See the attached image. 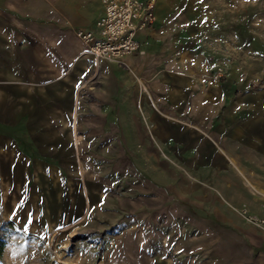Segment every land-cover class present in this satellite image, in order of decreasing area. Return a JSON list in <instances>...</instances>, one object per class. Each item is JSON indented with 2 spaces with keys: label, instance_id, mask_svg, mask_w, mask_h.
Masks as SVG:
<instances>
[{
  "label": "crops",
  "instance_id": "obj_1",
  "mask_svg": "<svg viewBox=\"0 0 264 264\" xmlns=\"http://www.w3.org/2000/svg\"><path fill=\"white\" fill-rule=\"evenodd\" d=\"M153 1L120 64L78 36L102 0H0V137L56 224L115 227V264H264L236 211L264 218V64L206 0Z\"/></svg>",
  "mask_w": 264,
  "mask_h": 264
},
{
  "label": "rangeland",
  "instance_id": "obj_2",
  "mask_svg": "<svg viewBox=\"0 0 264 264\" xmlns=\"http://www.w3.org/2000/svg\"><path fill=\"white\" fill-rule=\"evenodd\" d=\"M206 2L217 13L233 17L236 35L245 42L238 57L250 53L253 61L264 64V0ZM218 68L226 77L225 69ZM253 86L261 88L259 83ZM28 175L16 145H8L0 137V264H115L116 240L106 238L109 233L116 237L115 227L59 226L55 223L56 211L43 207L48 195L33 180L29 183ZM9 223L12 226H7Z\"/></svg>",
  "mask_w": 264,
  "mask_h": 264
},
{
  "label": "built area",
  "instance_id": "obj_3",
  "mask_svg": "<svg viewBox=\"0 0 264 264\" xmlns=\"http://www.w3.org/2000/svg\"><path fill=\"white\" fill-rule=\"evenodd\" d=\"M105 15L98 22L100 35L79 31L78 36L88 45L89 53L95 60H106L124 64L131 55L144 56L137 34L150 27L155 21V2L153 0H102ZM225 77L222 68H217L212 79L220 83ZM240 215L249 223L264 230V219L240 210Z\"/></svg>",
  "mask_w": 264,
  "mask_h": 264
},
{
  "label": "trees",
  "instance_id": "obj_4",
  "mask_svg": "<svg viewBox=\"0 0 264 264\" xmlns=\"http://www.w3.org/2000/svg\"><path fill=\"white\" fill-rule=\"evenodd\" d=\"M10 225L12 226V224H11V223H9L7 226H9V227H10Z\"/></svg>",
  "mask_w": 264,
  "mask_h": 264
}]
</instances>
